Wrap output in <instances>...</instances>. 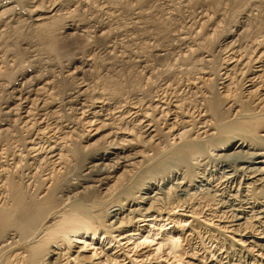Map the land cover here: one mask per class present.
Returning <instances> with one entry per match:
<instances>
[{"label":"bare ground","instance_id":"1","mask_svg":"<svg viewBox=\"0 0 264 264\" xmlns=\"http://www.w3.org/2000/svg\"><path fill=\"white\" fill-rule=\"evenodd\" d=\"M0 264H264V0H0Z\"/></svg>","mask_w":264,"mask_h":264},{"label":"rangeland","instance_id":"2","mask_svg":"<svg viewBox=\"0 0 264 264\" xmlns=\"http://www.w3.org/2000/svg\"><path fill=\"white\" fill-rule=\"evenodd\" d=\"M45 82H46V81H43V82L39 85V87H40V86H41V87L44 86ZM39 87L37 86L36 88H39ZM65 131H68V129H65ZM180 212H181V211H180ZM152 249H154V248H152Z\"/></svg>","mask_w":264,"mask_h":264}]
</instances>
